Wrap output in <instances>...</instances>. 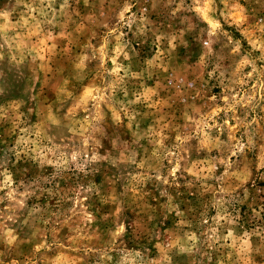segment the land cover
Segmentation results:
<instances>
[{
    "label": "rangeland",
    "instance_id": "rangeland-1",
    "mask_svg": "<svg viewBox=\"0 0 264 264\" xmlns=\"http://www.w3.org/2000/svg\"><path fill=\"white\" fill-rule=\"evenodd\" d=\"M0 264H264V0H0Z\"/></svg>",
    "mask_w": 264,
    "mask_h": 264
}]
</instances>
